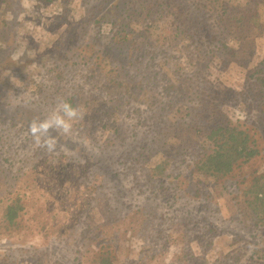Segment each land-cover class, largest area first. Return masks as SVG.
I'll use <instances>...</instances> for the list:
<instances>
[{"label":"trees","instance_id":"16d2710c","mask_svg":"<svg viewBox=\"0 0 264 264\" xmlns=\"http://www.w3.org/2000/svg\"><path fill=\"white\" fill-rule=\"evenodd\" d=\"M44 1L63 4L64 7L72 0ZM245 1L81 0V17L64 23L58 16L48 23V31L54 33L61 30L62 35L24 38L33 36L36 29L31 24L33 20L13 15L15 0H0V38L11 39L10 43H6L10 49L14 48L13 43L22 42L25 45L24 54L18 60L11 62L7 68L0 66V72L10 71L5 79L0 80V163L9 164L3 168L5 170H2L0 178V231L7 234L6 239L13 236L16 242L24 243L23 236L29 233L24 231L27 226L30 228L32 219L43 229L40 234L51 240H48L46 248L28 246L29 249L24 252L20 245L12 247L9 246L12 243H8L5 246L8 241L4 242L0 248V264H82L81 259L85 258L87 264H148L152 256L142 259L151 247L149 242L161 238L166 223L172 220L177 208L184 205L186 194L192 191L195 196L199 195L195 182L200 179L207 185L214 182L223 185L231 181L230 186L238 192L233 199H238L236 202L240 207L233 210V215L225 216L224 220L227 230L232 232V241L240 243L241 251L246 250L251 242L239 233L246 226L244 218L256 228L248 239L264 232V164L251 170V165L257 160H264V145L259 143V140L264 142V1ZM206 31L215 32L211 38L219 42V46L216 51L208 50L210 53L199 57L203 52L200 41ZM39 32L42 33V30ZM164 32L169 35L163 36ZM223 34L229 38H222L221 41L217 35ZM139 39H143L146 45H138ZM173 43H178L180 50H194L192 56L193 52L184 55L191 56L190 59L201 58L212 62L225 56L245 68L243 85L239 90L245 112H233L234 108L230 106L224 109L221 103L215 101L203 102L215 92L211 88L212 93H203L204 82L199 87L196 85L194 92L180 90L181 94L171 99L177 110L183 109L180 118L192 115L187 121L176 123L166 120L168 111L165 106L160 105L156 111L146 107V118L143 122L129 124L127 134L131 132L130 136L135 135V127H144L145 134L138 145L147 152L151 149L161 152V160L150 169V176L156 175V172L163 173L172 162L171 156L193 154V158L189 170L180 171L173 177L177 181L169 183L170 188L162 184L163 176L144 178L156 190L155 195L150 198L146 194V199L139 201L137 196L143 192H137L136 197L131 196L124 201V191L133 194L137 186L135 166L139 155L131 156L133 168L128 166L125 169L124 159L129 157V153L115 152L110 142L119 141L120 148L125 139L119 136H125V132H120L117 127L114 134L119 136L109 133L106 141H101L102 144H96L94 140L84 143L80 139H95L90 132H96L97 125L109 119L110 111L124 103L123 96L129 91L144 90L152 96L157 94L156 89L161 82L155 76L160 71H152V60L158 52L171 48ZM94 47L97 50L91 51ZM254 55L260 60H250ZM111 57L118 61L115 67L108 70L113 78L111 84L118 89L114 98L109 97L107 87H101L96 92L88 89L89 93L83 96L85 99L94 98L96 104H92L94 100L80 101L79 96L76 97L80 90L65 98L84 114L73 122L71 131L83 135H78L79 139H76L53 132L57 140L55 151L48 152L34 145L31 148L34 156L27 169L24 172L21 169L12 170L10 158L24 148L29 151L28 145L35 142L29 133L30 123L33 119L47 117L42 112L44 110L37 106L22 104V98H19L21 102L18 104H4L12 85L18 84L26 89L31 84L25 79L29 66L32 63L36 67L38 64L43 66L52 59L54 64L48 72L50 79L57 82L56 90L59 92L65 90L59 85L64 88L71 85V79L76 74L89 79L97 62ZM62 63L65 71L60 69ZM91 63L94 64L89 68ZM16 64L17 68H14ZM193 64L189 63L190 66ZM84 71L87 73L83 74ZM89 73L91 75L87 77ZM37 74H40L39 71ZM29 88L31 91L34 89L32 86ZM44 88L47 84L42 83L39 91ZM60 99L58 97L57 101ZM101 107L103 109L98 112ZM151 120H154V128ZM7 123L10 130L4 126ZM184 123L186 126H182ZM149 129L152 132L149 131L147 136ZM20 133H24L21 138L18 137ZM26 134L29 136L25 137ZM6 137L8 140H5ZM4 143L8 145L7 149ZM116 155L125 158H117ZM179 161L183 162L182 159ZM165 175L168 181L167 177L171 178L172 173ZM129 177L131 186H124L125 179ZM30 212L35 216L29 218ZM196 219V223L203 221L202 217ZM155 228L157 231L153 235ZM207 230L215 232L213 228ZM206 232L201 229L197 233L199 239L206 238ZM254 246L248 259L253 257L256 262L264 259V249ZM241 257L240 250L232 256L215 259L197 257L190 251H184L170 264H240Z\"/></svg>","mask_w":264,"mask_h":264},{"label":"rangeland","instance_id":"374dc122","mask_svg":"<svg viewBox=\"0 0 264 264\" xmlns=\"http://www.w3.org/2000/svg\"><path fill=\"white\" fill-rule=\"evenodd\" d=\"M85 2L89 0H83ZM244 2H247L243 0ZM264 1V0H261ZM14 7V10H13ZM12 11L15 17H25L33 20L31 24L36 26L33 36H25L24 38H43L45 36H60L62 35V31L58 30L57 32H51L47 30L48 23L53 19V17H62L64 23L74 21L82 16L81 12L83 13V7H81V0H72L70 4L63 7L56 2L46 3L44 0H15V3L12 4ZM40 15H44L45 17H40ZM44 29L46 30L44 32ZM42 30V33L39 32ZM24 33V30L21 28V34ZM214 31L212 32H204L202 35L203 40L200 41L202 44L203 52L200 53L199 57L205 56L208 53V50L216 51L219 46V42L212 41V36L214 35ZM94 33L91 34L93 36ZM169 33H163V36H167ZM150 37V36H149ZM221 41L222 38H229L227 35H217ZM16 39V38H14ZM0 66L7 68L12 64L14 60H18L25 51L24 43L20 42L19 44L13 43V49L7 47L6 43H10L11 39L8 38H0ZM26 41V40H25ZM23 41V42H25ZM263 43V50H264V40ZM138 45H146V42L143 39H139ZM148 48V47H147ZM89 51L88 49H86ZM97 50L96 47L91 49V51ZM193 52V53H191ZM187 53H191V56L195 54V51H189L188 49L180 50V45L178 43H173L171 48L163 49L162 52H158L155 59L152 60V71H160L155 77L156 79L161 82V85L156 89L157 94L152 96L150 93L138 91H129L126 95H124V103L122 105L117 106L116 108L112 109L109 113V119L103 120L97 125V131L91 133V138L80 139L84 143H89L91 140H94L96 144H102L101 141H106V135L111 134L112 136H119L118 134H114V131L117 127H119L120 132H125V136H119L121 139H125V143L119 148L118 144L119 141L112 140L110 145L112 148L115 149V152L122 151V154L129 153V157L124 159V167L125 169L130 166L132 167L134 162L131 161L130 157L135 155L136 153L139 155L138 162L135 168V178H137V183H135L134 192L133 194H129V192L124 191L125 197L122 198L124 201L127 200L129 197L137 196V192H143L137 196L139 201L142 198H145V195L153 197L156 193V190L152 187V184H147L144 178H156L157 176H163L161 179L162 184L167 185L170 188L169 183L177 181L173 177L178 174V172L182 171L185 172L189 170V164L193 158V154H183L181 156H171V164L164 169L163 173L150 176V169L154 167V164H157L161 160V152H157L156 150L146 151L138 145L142 136L145 134V128H136L135 127V135L131 134L128 131V125L134 124L137 121L143 122L146 115L144 114V109L146 107H151L156 111V109L162 105L165 106L166 110L168 111L166 120L170 122L175 121L178 123L179 121H187L189 120L192 115H184V118H180V116L184 113L181 107L180 110H177V106H175L172 98L181 94L180 90H187L194 92V88L196 85H199L204 82L203 85V93H212L211 88L215 89V92L211 94V98L203 99V102H218L223 105L224 109L228 106L233 107V112H238L240 114H244L245 110L241 106L242 96L239 94V90L243 85V73L245 72V68L241 67L239 64H236L233 61L228 60L225 56L222 59L212 62H207L201 58L190 59V57L184 56ZM83 55V53H82ZM197 55V53H196ZM264 55V53H262ZM149 54L146 55L148 59ZM77 56H74L76 58ZM260 60V57L256 58L254 55L253 58L250 60ZM79 61V57L77 59ZM197 64L199 67L196 68V65L193 66L189 65L190 62ZM229 61V63H228ZM150 63V62H149ZM254 63V62H253ZM54 61L52 59L47 60L43 66L36 64H31L28 68V75L25 77L27 78V82L30 81V85L34 88L32 91L29 86L24 89L23 86L18 84L12 85L9 89L7 98L3 102L4 104H18L21 101L19 98H22L23 103L25 105H33L37 106L39 109L44 111V114L47 116L56 108L57 104L61 100H65V98L69 97L72 93L76 90H80L79 95L77 94L76 97L79 100H89L91 102L94 98L86 97L83 98L85 93H89L87 90L91 89L94 92L101 89V87H107L109 89V97H115V93L117 92V88L111 84V80L113 79L111 74L108 72L110 67H115L118 64L115 57L106 58L97 62V64L93 67V75L90 73L88 74L87 78H81L80 75L76 74L71 79V85L67 87L61 86L60 89H65L62 91L56 90V83L50 79V73L48 69L52 67ZM94 63H91L89 68L93 66ZM60 69H64L65 66L63 63L60 65ZM14 68H17V64L14 65ZM39 71L40 74H37ZM10 71H2L0 72V80L3 78L5 79L9 75ZM87 72H83L86 74ZM115 73V72H114ZM194 74V75H193ZM66 76V75H65ZM163 77V79H161ZM92 79H96L92 80ZM33 80V81H32ZM60 81H58L59 83ZM47 84V88H44L42 91H39L41 88V84ZM209 83V84H208ZM212 87H211V85ZM82 88V89H81ZM106 89V90H107ZM82 91V93H81ZM104 93H102L103 95ZM58 97L61 99L57 101ZM184 98V97H183ZM25 99V100H24ZM97 100V99H96ZM185 100V99H184ZM28 101V102H27ZM20 104V105H22ZM96 104L95 100L94 103ZM207 106V105H206ZM1 107V106H0ZM104 107V106H103ZM103 107L98 109L100 112ZM205 107V106H204ZM93 110V107H91ZM90 110V111H92ZM247 112V111H246ZM95 115V113H93ZM91 117V115H90ZM145 123H148L147 121ZM157 123V122H156ZM175 123V124H176ZM187 123V122H186ZM184 123L182 126H186ZM151 126L154 128V120L150 121ZM8 130H10V125L7 123L4 125ZM140 126V124H139ZM148 129V128H147ZM150 129L147 131V136ZM152 132V131H151ZM6 133V132H5ZM7 135V133H6ZM24 133H20L18 135L21 138ZM78 135H83V133H70L69 136L72 138H78ZM29 136L26 134L25 137ZM5 140H8L7 137ZM150 139H148L149 141ZM115 142V143H114ZM261 146L264 145L262 140H259ZM36 145L35 142L30 143L28 145L29 151L27 148L20 150L15 156L10 158L11 169H21L23 172L29 166L30 160L33 158V154L31 152V148ZM3 146L7 149V144L4 143ZM16 145H13L15 147ZM91 146V145H89ZM92 147V146H91ZM9 149V148H8ZM109 150V148H108ZM107 150V151H108ZM106 151V150H105ZM144 153V154H143ZM117 158H125V156H118ZM167 157V156H166ZM179 159H182L183 162H180ZM264 160H257L254 164L251 165V170H253L258 165H263ZM8 162L0 163V178L3 175L2 170L3 168L8 167ZM133 168V167H132ZM248 170V172H251ZM172 173L171 178H168V181L165 178V174ZM244 176V175H242ZM131 177L127 180L125 179L126 184L124 186H131L129 181ZM231 181L226 183L219 184L215 183L212 185H207L203 180H198V183L195 182V187L200 190L199 195H196L190 191L188 194L184 196L185 203L182 207L177 208V212L173 214L172 220L166 223L165 231L162 232L161 238H156V241H150L149 244L151 245L147 255L142 259L146 260L148 256H152V259H148V264H170L171 260H175L183 253L184 251L192 252L197 257H206L215 259L219 256H229L233 255L235 251L240 250L241 254V261L240 264H264V259L260 261H253V257L251 260L248 259L250 255V251L256 246L264 249V232L256 233L255 238L248 239L249 234L254 232L256 228L250 226V220L244 218V226L243 229L239 230V233L243 235L246 240H250L251 242L247 244V249L241 251L240 243H234L232 241V232L227 230L225 225V216L229 217L233 215V210L239 209L240 206L237 204L238 199H233V196L237 195L238 192L230 186ZM164 185V186H165ZM158 186V185H157ZM161 186V184L159 185ZM209 187V189H205V187ZM232 190L234 192H232ZM157 202V201H155ZM174 206V208H176ZM161 214V210H157ZM155 211V216L156 212ZM172 211V209H171ZM171 211L169 214H171ZM35 214L29 213L28 217L32 218ZM243 214L240 215V218ZM157 217V216H156ZM198 217H202L203 221L196 223ZM30 228L25 229L24 232L28 231V235L23 236L25 239L24 243H18L15 241V237L11 236L6 239L7 234L0 231V248L4 242H7L9 246L15 247L20 245L22 251H26L29 249L28 246L35 247L40 246L46 248L48 240L51 241L49 238H46L45 234H40L39 231L43 230L40 226L30 219ZM214 229L215 232L209 231L207 229ZM204 229L207 231L206 238H200L198 236V232ZM157 229L155 228L152 231L153 235L156 234ZM23 232V233H24ZM21 235V234H20ZM139 236V235H138ZM136 239V236H133ZM119 242V241H117ZM210 242L209 245H206ZM243 243V242H242ZM107 248V247H106ZM113 249V245L111 247ZM184 248V249H183ZM127 251V250H125ZM153 252V253H151ZM121 256V254H120ZM119 256V257H120ZM83 261L82 264H87V258L81 259Z\"/></svg>","mask_w":264,"mask_h":264},{"label":"clouds","instance_id":"9594fccd","mask_svg":"<svg viewBox=\"0 0 264 264\" xmlns=\"http://www.w3.org/2000/svg\"><path fill=\"white\" fill-rule=\"evenodd\" d=\"M79 107L61 100L56 108L44 119H33L29 125V133L38 147L53 152L57 148V140L52 135L57 132L62 135H69L72 131L73 122L83 117Z\"/></svg>","mask_w":264,"mask_h":264}]
</instances>
